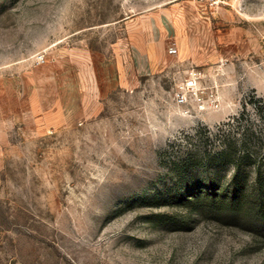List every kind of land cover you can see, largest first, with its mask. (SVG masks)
<instances>
[{"label":"rangeland","instance_id":"obj_1","mask_svg":"<svg viewBox=\"0 0 264 264\" xmlns=\"http://www.w3.org/2000/svg\"><path fill=\"white\" fill-rule=\"evenodd\" d=\"M252 94L264 0H0V264H264L257 207L177 196L264 172Z\"/></svg>","mask_w":264,"mask_h":264},{"label":"trees","instance_id":"obj_2","mask_svg":"<svg viewBox=\"0 0 264 264\" xmlns=\"http://www.w3.org/2000/svg\"><path fill=\"white\" fill-rule=\"evenodd\" d=\"M261 101L262 99L256 98L255 94L250 96V102L257 108L259 117L264 120V104ZM243 146L244 152L238 153L236 145H227L225 142L217 157L207 152L199 159H194L196 162L194 164L206 167L211 166L216 159L228 161L235 166V173L232 179L224 184L217 176L211 174L204 177L181 178L179 184L182 185L177 192L178 198L189 207L199 210L205 205L214 206L215 204L221 209L257 207L264 215V172L261 165H258L254 181L250 183L248 175L243 171V166L244 163L252 160L253 155L251 151H247L248 145ZM249 193L253 198L250 202L246 199Z\"/></svg>","mask_w":264,"mask_h":264}]
</instances>
